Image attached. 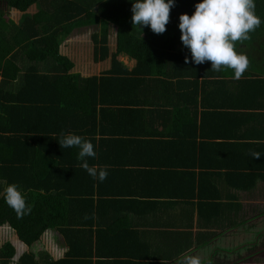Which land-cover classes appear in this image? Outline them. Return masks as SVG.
Wrapping results in <instances>:
<instances>
[{
  "label": "trees",
  "instance_id": "obj_1",
  "mask_svg": "<svg viewBox=\"0 0 264 264\" xmlns=\"http://www.w3.org/2000/svg\"><path fill=\"white\" fill-rule=\"evenodd\" d=\"M199 2L175 0L166 31L157 35L147 27L140 32L133 26L129 0H0V228L7 226L16 236L0 246V264L13 260L16 264L178 262L183 254H190L191 235L184 236L179 246H157L165 234L138 228H170V221L131 217L127 209L137 196L127 185L144 177H152L155 183H175V190L184 184L181 194L167 196L182 199L194 211L197 207L199 229L243 227L251 231L257 226L260 233L254 249L259 243L264 245L260 241L264 221L246 225L254 219L246 218L248 210L236 201L238 192L264 198V188L256 189L257 182H264V24L250 33L248 41L237 44V51L250 64L244 76L235 80L231 69L212 71L211 62L185 63V57L189 61L191 57L180 41L179 17L191 16ZM33 6L36 12L27 14ZM13 10L22 13L18 23L8 16ZM256 14L264 19V0H257ZM90 28L97 30L91 35L93 61L109 60L110 68L82 78L72 72L74 64L60 54V47L74 32ZM111 35L116 44L110 53ZM119 56L134 60L135 67L128 70ZM178 78L176 93L168 80ZM154 87L156 97L155 90L147 91ZM157 102L162 109H146L159 105ZM159 113L170 120L174 132L163 128L162 135L171 141L140 139L154 137L147 125ZM136 115L145 122V131L126 125L133 124ZM206 117H219L215 128L221 132V140L236 138V151L241 147L239 171H234L235 157L233 152L228 154V143L216 147L203 143L205 129L200 125ZM69 133L94 144L97 156L88 162L108 166L105 181L93 180L80 167L77 148H60L62 134ZM120 136L126 139H116ZM186 146L194 150L191 166H202L199 173L176 172L178 162L172 161L163 171H146L147 167L158 170L150 158L139 163L143 171L138 167L128 171L136 165L125 154L159 147L163 158H172L176 156L172 152L181 154V147ZM207 147L217 150L218 165L212 168L228 166L230 171L204 168V161L210 160L208 151L203 153ZM252 152H259L261 158L253 159ZM12 183L19 185L31 207L22 218L4 200V189ZM221 197L230 201L222 203ZM194 211L185 212L184 220ZM46 231H56L64 239L68 250L63 259L42 263L31 251ZM216 236L199 234L198 243Z\"/></svg>",
  "mask_w": 264,
  "mask_h": 264
},
{
  "label": "crops",
  "instance_id": "obj_2",
  "mask_svg": "<svg viewBox=\"0 0 264 264\" xmlns=\"http://www.w3.org/2000/svg\"><path fill=\"white\" fill-rule=\"evenodd\" d=\"M124 57H126V61H122V62L128 68V70H132L135 67V61L129 59L127 56H124ZM74 74L80 75L82 78H87V77L97 76L100 73L97 75L92 74L88 76L85 75L87 73H74ZM183 79L186 80L185 78ZM180 80L181 78H178L175 80H168L172 84H174L170 89L176 90V93H178V90L175 88V86ZM152 90H155V97H156L158 95L156 88L155 87L147 88V91H152ZM157 103H159V105L153 108H149V109L146 107V109L155 110V111L158 109H162L163 107L160 105V102H157ZM168 110H170V108H168ZM210 110H213V109H210ZM159 115L160 116H157L152 123L147 125V129L150 131V133L155 134V135L150 134V136H154V137L144 136V137H141L140 139L142 138L161 139V140L171 141V137L167 135H162L163 128L166 129L165 132H170V133L174 132L171 129L172 125L170 123V120L166 118L167 115H164L163 113H159ZM218 118L219 117H206V121L204 124L206 123L207 124L200 125L201 127L205 129V133H203V137H201V139L203 143L209 142L210 145H213L215 147L216 145L218 146L219 144H222V143H223L222 146H225L228 143V145L231 146L228 154L229 153L231 154L233 152L231 155L235 157L232 159L234 163L233 167H236L234 171H239L237 170V167H239V164H240L239 156H241V147L240 149H238V151H236V147H235L237 143L236 138H234L233 140H230L229 142H227V140H221V137H220L221 132L215 128V125L220 122V119ZM137 121L139 124H135ZM141 121L142 119L138 115L137 119L133 122V124L127 123L126 125H130L134 128L135 126H138V128H141L142 130L145 131V122L144 121L141 122ZM118 125H121V127L123 128L121 123H118ZM137 131L140 135L144 133V131H140V130H137ZM241 135H242V131L240 130L239 135H238L240 137L239 138L240 145L242 142ZM187 138L188 139L191 138V133L188 131H187ZM116 139L125 140L126 136H120L119 138H116ZM135 139H138V138L135 137ZM232 141L234 142L233 146L231 144L233 143ZM156 145H159V143H157ZM159 147H152L153 149H148V150L143 149L141 151H138L137 153L125 154L126 160L129 163H133L136 165V166L129 167L130 170L128 171L136 170L134 169L135 167H138V169H141L143 171L145 168L141 166V164L139 163H142L143 160H146L149 158H150L149 159L150 161L153 160L158 164V170H156L157 168L147 167L146 171H149L150 169H152V171H163L165 169L164 166H167L166 164L168 163V161H172L175 163L178 162V167L176 168V172L193 171L194 173H199L200 171H202V166L201 168L199 166H191L193 164L192 154L194 153V150L192 148L187 147V146L181 147V150H180L181 154H179V150H177L175 152H172V153H175L176 156L172 158H163L164 155H161L163 153L159 154V151H157ZM206 151H208V153L210 154V160L204 161V166H205L204 168H207L206 166H208V168H211V170H208L210 172L222 171V173H226V171H230L229 169H227L228 166L224 167L223 169H219V170L218 168L213 169L212 168L213 165H218V159L216 158L217 150H214L212 147L211 148L207 147L205 148V151L203 153H205ZM222 152L226 153L227 150H224ZM152 156H154V158ZM203 171H207V169ZM151 180H152V177H144L138 183L131 182L129 185H127V190L134 191L135 195L137 196L132 198L134 200H131L132 201L131 204L127 203V206L130 204V207L128 208L126 207V208L128 210H131L133 214V216L131 217H135V215H137L138 218H145L149 221L154 220L155 217H159V220L161 221L162 220L163 221L166 220L167 222L168 220L170 221V224H171L170 228H159L157 226H153V228L151 227L150 228H141V227L138 228L139 231H161L162 234H165V236L163 237V240L162 239L159 240V243L156 244L157 246H161V247L172 246V245L179 246L182 243V238L184 236L191 235L193 247L188 252L190 254L189 255L183 254L178 262L170 261L168 262V264H192L193 260H198L199 264H264V259H260L258 257L255 259L250 258L248 260H244V258L248 256L249 254L248 252H252L253 250H255L253 245H255L257 243V240L259 239V237L255 233L260 231V229L257 228V226L254 229H251V231H244L243 227H238L237 229H231V230L220 229L219 231L214 230V228L199 229L198 228L197 207L195 206V211H194V207L192 209L191 205L189 204L185 205L184 204L185 202L182 199L175 198L172 196H167L170 194H175V195L181 194V191L183 192L185 185L181 184L180 186H178L179 188L175 190L174 188L176 187L174 186L175 183L170 184V182H166L163 184V183H155L153 180H152L153 182ZM234 183L236 185V179H234ZM226 187L223 189H226ZM256 187H257L256 189L264 188V182H261V181L257 182ZM227 192L228 191L225 190V194ZM188 193H191V192H188ZM252 196L253 197H250L246 195V193H242V192H238V197L236 196V201H238L241 204V206H243L244 210L246 209L248 210L246 213V218L254 219L246 224L248 226L252 224L255 225L257 221H260V220L264 221V198H261L257 195H252ZM220 201L223 203V202H229L230 200H226L222 198V200ZM175 202H178L180 204L174 205ZM191 210L194 211L193 216H191L189 220H184L183 215L185 214V212L191 211ZM259 213H262V214L259 215ZM104 216L106 215H102V217ZM10 232H11L10 234L8 233L9 240L7 239V241H4V243L8 241H13L16 239L14 231H10ZM199 234H215L217 236L216 238L212 237L209 240L206 239L205 243L199 244L198 243ZM263 234H264V231H263ZM41 239H43V241L45 240L48 242L44 244L45 250L43 251L41 249H38L37 251H35L34 249L37 248V246L40 244ZM41 239L37 244H35L32 247V250H31L35 254L38 260H41L42 263H45L47 259L48 260L50 259L53 261H59L64 258L65 253L67 252L68 248L65 245L64 239L62 238V236H60L56 231H46L41 237ZM262 240L264 241V237L260 241ZM216 241H219L222 243V245H220V248H217V246H215ZM261 244L262 243H259L258 246H260ZM250 254L252 257V253ZM241 259L242 261H240Z\"/></svg>",
  "mask_w": 264,
  "mask_h": 264
},
{
  "label": "clouds",
  "instance_id": "obj_3",
  "mask_svg": "<svg viewBox=\"0 0 264 264\" xmlns=\"http://www.w3.org/2000/svg\"><path fill=\"white\" fill-rule=\"evenodd\" d=\"M131 21L140 32L147 27L154 34H163L169 23L170 10L175 0H129ZM257 0H201L195 5L191 16L179 17L180 41L190 53L191 61L185 63L202 65L211 62V70L221 72L231 69L233 79L240 80L249 68L248 57L237 51V44L248 41L250 33L264 24V19L256 14ZM60 148H77L80 167L98 182L108 178V166H90L89 159L97 153L94 144L83 136L69 133L61 136ZM253 159L261 158L259 152L251 153ZM4 200L18 217L31 212V207L18 184H8L4 189ZM192 264H199L193 260Z\"/></svg>",
  "mask_w": 264,
  "mask_h": 264
},
{
  "label": "rangeland",
  "instance_id": "obj_4",
  "mask_svg": "<svg viewBox=\"0 0 264 264\" xmlns=\"http://www.w3.org/2000/svg\"><path fill=\"white\" fill-rule=\"evenodd\" d=\"M35 12H36V8L35 6H33L27 11V14H34ZM8 16L15 23H18L22 16V13L13 10V11H9ZM95 31L97 30H94V28L76 31L61 45L60 54L65 57H68V59L73 62L74 64V69L72 70L73 73H87L85 74L86 76L92 74L97 75L110 68L109 60L98 64L94 63L93 61L94 48H93L91 35ZM115 44H116L115 36L111 35L109 37L110 53L115 51ZM119 59L120 61H126V57L124 56H119ZM10 231L12 230L7 226L0 228V246L4 243V241H7V239L9 240L8 233L10 234L11 233ZM258 233L260 232H257L255 234ZM46 243L48 242L45 240L43 241V239H41L40 244L34 250L37 251L38 249H41L44 251L45 250L44 244ZM220 245H222L221 242L219 241L215 242V246H217V248H220ZM15 263H16L15 260L11 262V264H15Z\"/></svg>",
  "mask_w": 264,
  "mask_h": 264
},
{
  "label": "flooded vegetation",
  "instance_id": "obj_5",
  "mask_svg": "<svg viewBox=\"0 0 264 264\" xmlns=\"http://www.w3.org/2000/svg\"><path fill=\"white\" fill-rule=\"evenodd\" d=\"M254 251V252H253ZM252 252H248V256L246 258H244V260H248V259H255V258H260V259H264V245H260L256 250H253ZM252 253V257H251V254ZM242 261V259L240 260Z\"/></svg>",
  "mask_w": 264,
  "mask_h": 264
}]
</instances>
